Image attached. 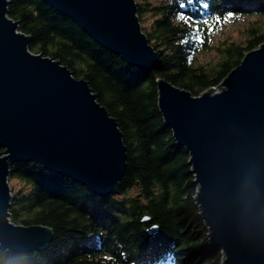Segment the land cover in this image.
<instances>
[{"label": "water", "instance_id": "1", "mask_svg": "<svg viewBox=\"0 0 264 264\" xmlns=\"http://www.w3.org/2000/svg\"><path fill=\"white\" fill-rule=\"evenodd\" d=\"M9 1L0 0V250L14 254L43 249L54 236L48 225L10 219L12 164L34 161L109 196L128 156L119 123L89 81L29 49ZM42 1L127 64L150 70L158 63L137 0ZM156 87L162 121L189 153L208 245L222 252L221 264H264V42L199 95L164 77Z\"/></svg>", "mask_w": 264, "mask_h": 264}, {"label": "trees", "instance_id": "2", "mask_svg": "<svg viewBox=\"0 0 264 264\" xmlns=\"http://www.w3.org/2000/svg\"><path fill=\"white\" fill-rule=\"evenodd\" d=\"M137 13L160 55L150 70L99 46L42 0L9 1L8 16L30 35L29 49L89 81L119 123L128 157L109 196H97L34 161L12 164L8 179L23 184L11 191L10 219L48 225L54 237L40 250H0V264H221L222 252L208 245L198 216L189 153L174 142L158 110L156 79L164 77L195 96L218 86L264 42V0H137ZM148 13L153 19L147 25ZM238 16L249 18L245 36L215 42L213 26ZM213 50L214 59H200ZM153 226L157 230L149 232Z\"/></svg>", "mask_w": 264, "mask_h": 264}, {"label": "rangeland", "instance_id": "3", "mask_svg": "<svg viewBox=\"0 0 264 264\" xmlns=\"http://www.w3.org/2000/svg\"><path fill=\"white\" fill-rule=\"evenodd\" d=\"M156 1H162V0H156ZM152 15L148 13L146 16L147 25L152 22ZM250 19H253L251 17ZM249 18L245 19L244 17L238 16L237 18L232 17H226V19L222 20V22H218L213 26V39L214 41H221L227 38L231 39H240L243 36H245L246 27L249 23ZM213 51H206L204 54L200 56V59L202 61H207L214 59L216 57V53ZM217 91L220 89L219 87H216ZM11 191L14 189H18L22 186L23 182L19 181L18 179H11L9 180Z\"/></svg>", "mask_w": 264, "mask_h": 264}]
</instances>
